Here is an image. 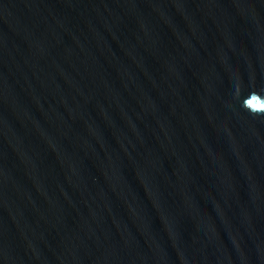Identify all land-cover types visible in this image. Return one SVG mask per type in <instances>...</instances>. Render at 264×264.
Returning <instances> with one entry per match:
<instances>
[{
    "label": "water",
    "instance_id": "obj_1",
    "mask_svg": "<svg viewBox=\"0 0 264 264\" xmlns=\"http://www.w3.org/2000/svg\"><path fill=\"white\" fill-rule=\"evenodd\" d=\"M0 264H264V0H0Z\"/></svg>",
    "mask_w": 264,
    "mask_h": 264
}]
</instances>
